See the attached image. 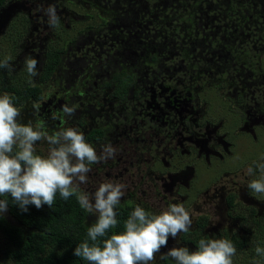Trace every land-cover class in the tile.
<instances>
[{"label": "trees", "instance_id": "trees-1", "mask_svg": "<svg viewBox=\"0 0 264 264\" xmlns=\"http://www.w3.org/2000/svg\"><path fill=\"white\" fill-rule=\"evenodd\" d=\"M10 1L0 0V10ZM80 1L82 5L95 4L102 13L98 29L82 39V48L91 55L86 68L113 66L100 86L109 89L116 103L137 100L133 107L145 115L158 110L173 113L174 101L187 97L195 86L230 82L235 92L250 95L251 87L263 82L264 70L259 65L264 51V0ZM62 51L45 53L36 83H12L8 80L13 78L11 68L0 69V92L14 94L17 106L40 101L42 84L51 78ZM132 112L124 114L125 121L133 117ZM110 129L108 123L90 127L85 137L92 143L105 140ZM228 205L235 208L232 197ZM133 208L130 203L118 206L120 225L113 231L123 230V221ZM245 210L247 215H234L244 224L250 223L241 236H229L225 231L212 237L204 234L207 216L201 215L197 228L183 234V240L195 250L201 238L230 239L237 248L234 264H254L255 246H264V212ZM95 219L80 208L74 196L64 201L57 195L52 208L30 206L27 213L10 203L0 217V237L5 245L0 264H88L75 257L73 249L86 238Z\"/></svg>", "mask_w": 264, "mask_h": 264}, {"label": "rangeland", "instance_id": "rangeland-1", "mask_svg": "<svg viewBox=\"0 0 264 264\" xmlns=\"http://www.w3.org/2000/svg\"><path fill=\"white\" fill-rule=\"evenodd\" d=\"M49 5H54L60 16V24L55 29L49 27L47 16L43 11ZM101 14L95 4L82 5L80 0H11L0 10V58H11L9 63L12 65L13 78L7 79L12 83L13 81L29 82L24 64L27 58H35L38 61L37 69L40 72L44 52L64 49L61 61L51 78L42 84L43 97L37 101L41 104L38 117L34 115L32 107L35 101H28L18 106L21 108L20 119L26 123L36 118H44L49 128L55 129L59 126V121H53L51 113L65 103L77 104L79 107L69 120V126L78 127L85 134L90 127L108 123L111 129L107 132L105 143L113 145L114 141H121L118 145H121L122 150L118 147L116 149L120 154V161L123 165L127 162L128 167L126 172L123 169L124 174L118 173L116 178H112L113 173L106 165H113L111 160L117 161L118 158L94 164L92 171L88 174L89 182L83 185V188L91 192L100 182L113 180L126 185V194L121 202L132 200L135 204H142L146 209L154 212H158L161 206L169 202L183 203L191 213L193 220L191 230L196 226L200 215H207L205 233L211 237L222 231L229 236L232 234L241 236L246 233V226L250 223L244 224L241 218H235L234 215L236 212L247 215L246 207L247 209L255 208L257 214L264 212V194L253 193L247 187V183L253 177L245 175L247 166L264 156V135L260 134L257 138L243 137L241 147L245 158L236 162L229 173H222L227 171L228 167L220 166L219 170L211 167L213 165L206 166L205 169H210L207 172L204 168L201 172L195 171L197 166H204V164L202 159L195 163L197 155L193 156L189 152L192 148H200V145L196 143L199 141L198 137H195V141H189V137L186 139L188 134H192L190 132L180 134L175 138L173 143L179 142V147L175 150L179 151L174 150L176 154L173 158L170 148L165 149L166 147L160 154L161 158L153 162L148 160V156L147 158L136 156L133 151L128 153L122 148L125 144L124 132L126 135L138 138L140 130L147 126V121L135 119L137 110L133 113L135 116L131 118V122H128L131 124H127L124 119V114L134 110L133 106L137 105L138 101L129 100L116 103L109 89L100 86V83L108 78L113 66H100L99 64V70H90L86 67L89 64L87 57L90 58L91 55H87L84 48H81L79 52L77 50L82 39L89 33L91 34L92 30L98 29L102 20ZM76 50L77 57L73 55V51ZM260 56L263 63L264 51ZM32 79L33 83L39 81L38 76ZM50 87H54L56 92L51 99H45L46 90ZM216 94L214 88L204 89L199 93L201 97L212 98L208 109L209 113L215 117L211 118L208 113L206 114L215 124V126L211 125L210 130H219L220 124H223L220 121L224 117L227 119L234 115V110H229L228 103ZM193 113L196 115V111ZM105 143L101 140L92 144L96 146L99 153ZM40 148L46 151L47 145L41 144ZM141 151L143 149H137L136 154ZM190 156L192 158L188 159ZM176 160L178 165H175ZM230 193H235L234 200L236 201V207L232 210L226 202V197ZM182 236L183 234H180L176 239L181 242V245H187L192 250V246L184 242ZM174 245L175 241L169 238L168 248ZM4 249L5 245L0 237V254ZM166 251L167 248L161 249V252ZM161 260L157 255L154 264Z\"/></svg>", "mask_w": 264, "mask_h": 264}, {"label": "clouds", "instance_id": "clouds-1", "mask_svg": "<svg viewBox=\"0 0 264 264\" xmlns=\"http://www.w3.org/2000/svg\"><path fill=\"white\" fill-rule=\"evenodd\" d=\"M43 11L49 27L55 29L60 24L56 7L49 5ZM10 59H0V69L11 68ZM24 64L33 83L32 78L39 75L38 61L27 58ZM55 92L54 87L48 88L45 99ZM32 107L38 117L40 102ZM78 107L65 103L53 111L51 119L59 121V126L50 129L44 118L23 122L14 94L0 92V217L10 203L27 213L30 206L52 208L57 195L64 201L74 196L82 210L96 217L86 238L73 249V255L88 264H154L157 255L173 264H234L237 248L230 239L201 238L195 250L181 245L176 238L190 232L193 220L180 202H169L158 212L136 204L123 221V230L113 231L120 225L118 206L126 185L106 180L91 192L82 186L89 182L92 166L113 159L117 149L108 143L98 153L80 128L69 126ZM41 144L47 145L46 151ZM245 175L253 177L247 187L264 194V156L249 164ZM169 238L175 241L171 248ZM162 248L167 251L161 252ZM253 260L254 264L264 260V246H255Z\"/></svg>", "mask_w": 264, "mask_h": 264}, {"label": "flooded vegetation", "instance_id": "flooded-vegetation-1", "mask_svg": "<svg viewBox=\"0 0 264 264\" xmlns=\"http://www.w3.org/2000/svg\"><path fill=\"white\" fill-rule=\"evenodd\" d=\"M81 48L82 42L81 45L78 46V52ZM77 50L73 51V55L76 56ZM63 52L64 51H62V53ZM44 61L45 52L41 62L44 63ZM259 67L264 70V60L263 63L262 60L260 61ZM230 86V82H227L224 86L205 85L198 88L195 86V89L187 94V97L184 98L179 96V98L174 101V107H172V109L174 108L173 113L164 111L161 114V110H158L159 112L155 114H150V111H147L145 115L140 108H135L132 112L133 114L137 110V116L135 119L147 121V126L140 130V137L138 138H134L129 134L126 135V132H124L123 139L125 144L122 146V148H124V150H126L128 153L133 151L134 155L136 156L138 155L144 158H147L148 156V160L153 162L154 160L161 158L160 154L162 153L163 148L166 147L165 149L170 148L171 157L173 158L175 156L174 154H176L174 150L179 147V142H175V144L173 143L175 138L180 134H188L190 132L192 134H188L186 139L189 137V141H195V137H198L199 141L196 143L200 145V148H192L189 152L193 156L197 155L195 158L197 159L195 163H198L199 159H202L204 164V166H197L195 171L201 172L203 168H207L206 166L213 165L211 167H215V169L219 170L221 168L218 167L226 166L228 167V170L222 173H229L231 170H233L236 162H239V160L245 158V154L243 153L241 147L243 137L257 138L260 134L264 135V79L260 85H254L251 87L250 95L239 94V92L237 93L234 91V89H231ZM209 88L216 89V95H219L228 103L227 106L229 110H234V115L228 117L227 119L224 117L223 120L220 121V123L223 122L222 125L220 124V129H212L213 131L210 130V128L211 125L215 126V124L211 118H214L215 115L209 113L210 111L208 109L209 104L211 106L212 98H208L206 96L201 97L199 95L200 91ZM206 105L208 111L206 110ZM194 111H196V115L193 113ZM207 113L211 116V118L207 117ZM134 116L135 115H133V117ZM131 118L128 120V122H131ZM128 122L126 123L131 124ZM113 126L116 127L115 125H112V127ZM100 141L101 140L94 141L93 143ZM102 142L105 143L106 141L102 140ZM118 144H121L120 140L113 142L115 147H118L120 150H122L120 148L121 145ZM135 149H143V151H141L139 154H136ZM119 156L120 154L117 152L113 159L118 158V160H111L113 165H106L109 168V171H112L113 173L112 178H116L118 173L124 174L123 169L126 172L128 168L127 162H125L123 165V162L120 161ZM191 158L192 156H190L188 159ZM175 165H178L177 160L175 161ZM208 170L210 169H205L206 172ZM230 197H232L234 205L232 206L236 207V201L234 200L235 193H230L226 197L227 205L228 198ZM124 203L133 204L134 207L136 205L132 200L124 201L120 204ZM229 209H232L231 206ZM198 219L194 229L197 228ZM206 226L203 228L204 234L206 232ZM192 250H194L193 247Z\"/></svg>", "mask_w": 264, "mask_h": 264}]
</instances>
